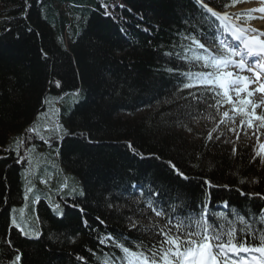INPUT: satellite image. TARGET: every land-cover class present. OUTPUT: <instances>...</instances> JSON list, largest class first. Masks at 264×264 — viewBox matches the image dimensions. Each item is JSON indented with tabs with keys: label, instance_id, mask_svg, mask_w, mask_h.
I'll list each match as a JSON object with an SVG mask.
<instances>
[{
	"label": "trees",
	"instance_id": "1",
	"mask_svg": "<svg viewBox=\"0 0 264 264\" xmlns=\"http://www.w3.org/2000/svg\"><path fill=\"white\" fill-rule=\"evenodd\" d=\"M245 1L0 0V264L264 257V146L208 124L217 13Z\"/></svg>",
	"mask_w": 264,
	"mask_h": 264
},
{
	"label": "rangeland",
	"instance_id": "2",
	"mask_svg": "<svg viewBox=\"0 0 264 264\" xmlns=\"http://www.w3.org/2000/svg\"><path fill=\"white\" fill-rule=\"evenodd\" d=\"M257 2L264 3V0H247L231 9L230 16L224 15L227 20L225 30L219 35L217 46L209 48L217 61L211 65L209 72L205 73V77L213 78L220 83L224 100L218 106L217 120L209 119L208 124L221 141L232 146H264V106L260 105L261 101H257V96H255L259 87L258 83L252 84L254 80L250 71L254 67L245 70L239 67L240 61L243 60L242 56L234 54L238 50L237 44L234 43L236 38L234 29L237 25L243 26L246 30L247 24L254 25L260 21L264 22V19L258 18L255 12L246 9ZM247 36L249 37L250 34ZM253 37L256 39L250 38V42L252 41L253 44L264 42V37L260 33H253ZM246 44L248 46V43ZM235 77L240 80L236 87L234 85ZM245 87L247 88L246 93L243 92ZM54 113L55 107L53 106L45 111L40 118L41 125L38 127V133L43 134L44 137H49L58 127L54 121L51 124V121L55 120ZM79 187L78 191L82 192L81 183ZM20 227L24 234L38 236L37 230H26L22 225ZM191 253L185 257L190 259L197 254ZM200 253L203 256V264H219L213 257L211 249H203Z\"/></svg>",
	"mask_w": 264,
	"mask_h": 264
},
{
	"label": "bare ground",
	"instance_id": "3",
	"mask_svg": "<svg viewBox=\"0 0 264 264\" xmlns=\"http://www.w3.org/2000/svg\"><path fill=\"white\" fill-rule=\"evenodd\" d=\"M246 9H249V11L255 12L257 14L258 18L264 19V3L257 2V4L249 6ZM239 32H240V35H238V39H240L241 37L243 38V36L246 37L247 34L248 35L250 34L249 37H253V33H260L264 37V22L260 21V23H256L254 25H248L247 24L246 30L243 28ZM246 43H248V42L246 41ZM245 45H247V44H245ZM248 47H249V44H248ZM255 47L254 46L252 47V50H251V53L253 54L252 56H254L253 50ZM250 61H253V60L250 59ZM238 64H239V62H238ZM238 66L245 70L246 69L245 67L247 66V64L245 61L242 60ZM252 73H254L255 77H259V79H260V81H256V80L253 81L252 84L258 83L259 90H256L255 96H257L256 97L257 101L258 100L261 101L260 105L264 106V61L261 64L260 68L253 69ZM237 83H240V80H237V78L235 77V83H234L235 87L238 85ZM246 90H247V88L245 87L243 89V92L246 93ZM202 260H203L202 254L197 253L196 255L191 257L190 259L186 260L185 263L187 264L189 262H192V264L193 263L194 264H203Z\"/></svg>",
	"mask_w": 264,
	"mask_h": 264
}]
</instances>
